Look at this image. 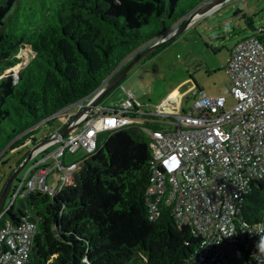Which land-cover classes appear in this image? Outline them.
Segmentation results:
<instances>
[{
    "label": "trees",
    "instance_id": "1",
    "mask_svg": "<svg viewBox=\"0 0 264 264\" xmlns=\"http://www.w3.org/2000/svg\"><path fill=\"white\" fill-rule=\"evenodd\" d=\"M178 2L0 0V136L11 139L6 147L26 142L32 126L92 94L129 55L175 26L186 15L176 11ZM153 18L161 28L145 30ZM247 25L257 33L251 19ZM25 45L33 56L20 64L17 53ZM84 156L73 184L55 196L30 192L1 216V224L26 217L37 225L24 264H197L201 236L163 201L157 212L150 210L151 149L140 124L108 132L104 144ZM238 217L264 225V177L251 184Z\"/></svg>",
    "mask_w": 264,
    "mask_h": 264
},
{
    "label": "built area",
    "instance_id": "2",
    "mask_svg": "<svg viewBox=\"0 0 264 264\" xmlns=\"http://www.w3.org/2000/svg\"><path fill=\"white\" fill-rule=\"evenodd\" d=\"M260 35H264L262 27L231 49L225 66L235 99L230 108L225 96H211L194 87V101L188 107L167 100L155 110L142 111L133 93L125 90L119 104L111 107L98 103L87 110L101 84L89 96L32 126L29 130L52 122L60 124L39 142L32 156L38 158L27 163L14 180L0 218L30 192L55 196L73 184L85 156L66 162L67 152L81 147L88 155L103 134L138 123L148 135L151 149L152 172L147 187L150 210L157 212L163 201L179 222L190 224L201 236L197 264H229L230 247L241 258L246 250L251 264H264V254L256 247L264 238V225L244 224L238 217L251 184L264 177V37ZM12 70L18 78V70ZM65 125V136L56 137ZM28 140L35 144V135ZM7 150L5 147L0 152V158ZM36 229V223L26 217L18 223H0V264L26 263Z\"/></svg>",
    "mask_w": 264,
    "mask_h": 264
},
{
    "label": "rangeland",
    "instance_id": "3",
    "mask_svg": "<svg viewBox=\"0 0 264 264\" xmlns=\"http://www.w3.org/2000/svg\"><path fill=\"white\" fill-rule=\"evenodd\" d=\"M204 1L208 0H179L176 11H184L187 14ZM238 8L241 11L234 14ZM248 19H251L256 28L264 29V0H226L216 5L203 13L181 34L141 59L100 101V104L111 107L119 104L126 96L125 90H129L133 96L139 98L135 101L143 106L140 108L142 111H149L153 107L155 110L163 102L158 105L156 103L177 87L179 92L176 98L172 99L180 102L182 107H188L194 101L193 88L197 85L208 95L225 96L226 107H232L235 99L230 91L231 80L225 66L229 59V49L239 40L252 34V30L247 25ZM159 28L161 21L156 18L144 26L145 30L150 31H159ZM163 32L161 31L157 36ZM17 56L22 59L20 64H25L33 56V52L29 45H25L18 51ZM20 64L14 66L15 71L22 66ZM181 81H184L182 85H180ZM57 127L56 123L42 124L34 133L35 143L47 138L53 130H57ZM107 136L108 133L99 138V145L104 144ZM6 137L5 132L0 136V152L11 140H7ZM32 146L33 141L30 140L21 144L15 142L0 158V193L6 177L14 170L17 162L27 155ZM84 154L85 149L80 147L74 153L67 152L65 161L80 159ZM36 158L37 155L28 163ZM22 172L23 170L18 175ZM8 201L9 198L6 199V204ZM229 251V264L244 263L241 257L233 254L232 247Z\"/></svg>",
    "mask_w": 264,
    "mask_h": 264
},
{
    "label": "water",
    "instance_id": "4",
    "mask_svg": "<svg viewBox=\"0 0 264 264\" xmlns=\"http://www.w3.org/2000/svg\"><path fill=\"white\" fill-rule=\"evenodd\" d=\"M226 0H208L204 1L200 6L193 9L181 19L184 18L183 21H179L178 26L171 27L167 31L162 33V36L156 40L155 42L145 44L142 47L138 48L134 51L131 55H129L115 70L114 72L108 76L104 81L102 87L93 95L91 100L89 101L88 106L86 107L87 110L91 109L92 106L100 103V101L117 85L120 81L127 75V73L144 57L152 53L154 50L162 46L163 44L167 43L171 39L175 38L177 35L181 34L192 22L195 20L197 15L203 14L208 10L212 9L218 4L225 2ZM241 9H236L234 14L240 12ZM129 60V62H127ZM127 62V63H126ZM126 63L119 71L118 68ZM117 71V72H116ZM116 72V73H115ZM115 73V74H114ZM105 82V83H104ZM67 125L63 126L61 129L58 130L56 137L63 138L67 133ZM39 143L33 144L32 148L29 150L25 158L14 168L11 172L10 176L6 180L1 193H0V213L3 210L5 205V201L9 194V191L12 187V184L24 166L30 161L33 156L34 150L37 148ZM56 232V231H55Z\"/></svg>",
    "mask_w": 264,
    "mask_h": 264
},
{
    "label": "crops",
    "instance_id": "5",
    "mask_svg": "<svg viewBox=\"0 0 264 264\" xmlns=\"http://www.w3.org/2000/svg\"><path fill=\"white\" fill-rule=\"evenodd\" d=\"M203 14H199V15H197V17H195V20H193V22H195L200 16H202ZM192 22V23H193ZM191 23V24H192ZM172 40V39H171ZM231 49H232V47L229 49V56H230V52H231ZM184 83V81H181V83H180V85H182ZM197 86V85H196ZM195 86V87H196ZM198 87V86H197ZM125 90V89H124ZM188 90V89H187ZM127 91V90H126ZM178 92H179V88H174L169 94H167L165 97H163V98H161L157 103H156V105H158V104H161L162 102H165V101H167V100H171V101H173L172 103L173 104H179L180 102H178V101H174V99H172V98H176V96H177V94H178ZM134 99H136V100H139V98L138 97H135L134 96ZM143 106L140 104V108H142ZM153 107V106H152ZM154 108V107H153ZM153 108H150L149 110H153Z\"/></svg>",
    "mask_w": 264,
    "mask_h": 264
},
{
    "label": "clouds",
    "instance_id": "6",
    "mask_svg": "<svg viewBox=\"0 0 264 264\" xmlns=\"http://www.w3.org/2000/svg\"><path fill=\"white\" fill-rule=\"evenodd\" d=\"M228 236V235H226ZM258 251L262 254H264V238H261L258 244L256 245Z\"/></svg>",
    "mask_w": 264,
    "mask_h": 264
},
{
    "label": "snow or ice",
    "instance_id": "7",
    "mask_svg": "<svg viewBox=\"0 0 264 264\" xmlns=\"http://www.w3.org/2000/svg\"><path fill=\"white\" fill-rule=\"evenodd\" d=\"M108 123H110V124H115L116 122H115V121H109Z\"/></svg>",
    "mask_w": 264,
    "mask_h": 264
},
{
    "label": "flooded vegetation",
    "instance_id": "8",
    "mask_svg": "<svg viewBox=\"0 0 264 264\" xmlns=\"http://www.w3.org/2000/svg\"><path fill=\"white\" fill-rule=\"evenodd\" d=\"M127 62H129V60H127ZM127 62H126V63H127ZM126 63H124L123 65H125Z\"/></svg>",
    "mask_w": 264,
    "mask_h": 264
}]
</instances>
